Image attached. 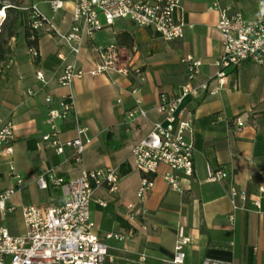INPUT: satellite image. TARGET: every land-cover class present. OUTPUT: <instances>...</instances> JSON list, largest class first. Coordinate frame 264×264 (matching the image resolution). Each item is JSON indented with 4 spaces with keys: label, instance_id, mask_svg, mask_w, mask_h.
<instances>
[{
    "label": "crops",
    "instance_id": "0c3cea01",
    "mask_svg": "<svg viewBox=\"0 0 264 264\" xmlns=\"http://www.w3.org/2000/svg\"><path fill=\"white\" fill-rule=\"evenodd\" d=\"M48 2L35 0L30 5L36 4L61 33L70 31L71 6L65 4L53 13ZM180 2L185 20L192 27L185 29L181 39L169 43L127 21H116L112 27L95 33L76 59L44 31L34 60L22 39L21 45L17 40L11 42L13 54L0 82V128L7 123L14 127L13 155H0V194L6 189L16 191L8 202L13 212L0 211V227L11 236L25 233L23 207L59 205L64 199L62 191L49 182L46 190H40L35 182L38 176L50 174L68 180L78 177L82 170H119L122 166L117 191L97 189L90 206V217L100 237L106 233L133 232L126 243L106 241L108 259L104 264H167L173 259L178 239L190 240L184 247L182 264H201L205 260L264 264V193L260 192L264 188V67L244 62L237 69L226 71V86L216 94L207 93L199 101L188 98L183 102V108L193 115V175L178 192L161 178L166 169L160 167L156 175L146 177L153 180V188L145 200L138 204L136 199L144 176L132 168L130 149L157 121L153 110L159 97L173 98L179 94L186 82L181 62L184 58L201 62L193 81L198 86L213 77L214 63L221 53V37L216 30L218 14L204 0ZM224 5L247 21L257 15L255 0H225ZM20 17L19 27L23 29L25 15L21 12ZM118 22L124 25L116 26ZM122 33L132 38V48L119 46L117 35ZM114 43L134 51L135 64L141 68L144 82L119 77L110 83L103 76H84L73 80L69 87L57 84L69 65L85 71L92 69L96 60L93 47ZM57 53L65 60H59ZM37 72L42 73L46 84L36 80ZM132 85L139 89L134 97L130 95ZM215 87L211 83L210 89ZM67 96H71L74 109L66 119L57 120L55 126L61 141L75 139L79 127L86 129L91 143L79 161L69 149L57 155L41 144V137L50 132L46 124L48 111L60 110L59 104ZM46 97L51 99L49 103ZM134 98L149 111L147 119L127 120L126 113L135 107ZM9 162L22 182L19 187L8 176ZM209 170L222 171L227 177L209 182ZM231 188L237 193L235 211L230 202ZM241 192L246 195L245 201L239 197ZM98 201L106 206H99ZM138 210L144 215L126 220L128 214L135 216Z\"/></svg>",
    "mask_w": 264,
    "mask_h": 264
},
{
    "label": "built area",
    "instance_id": "2783aa9c",
    "mask_svg": "<svg viewBox=\"0 0 264 264\" xmlns=\"http://www.w3.org/2000/svg\"><path fill=\"white\" fill-rule=\"evenodd\" d=\"M204 1L210 10L218 14L216 30L222 46L214 63L216 70L211 79L194 86L193 81L199 74L201 62L186 57L181 61L186 71V82L179 94L173 98L165 95L159 97V103L153 110L158 117L157 121L151 124L145 137L135 142L130 149L134 170L144 176L136 192L138 204L145 200L153 188V180L146 177L156 175L160 167L166 169L161 178L178 192L182 191V184L193 175V115L183 108V102L188 98L199 101L207 93L216 94L226 86V71H233L244 62L264 67V0H255L258 10L251 21L225 6V0ZM48 4L53 13L62 10L65 4L71 6L70 31L61 33L50 19L41 14L37 5L32 4L21 9L25 15L24 28L31 35L29 39L35 40L34 34L40 35L44 31L64 45L75 59L81 54L86 41L104 27H112L116 21H127L138 30L150 31L165 43L181 39L185 29L192 27L185 20L180 0H49ZM92 52L96 60L91 70L85 71L69 65L58 77L57 84L69 87L73 80L84 76H103L110 83L119 77L139 83L145 81L141 68L135 64L134 51L120 48L114 43L106 47H93ZM27 53L33 60L38 57L35 47L28 48ZM57 58L65 60L60 53H57ZM35 78L46 84L42 73L37 72ZM211 83H215L216 87L210 89ZM131 87L130 95L134 97L139 89L133 85ZM28 94L31 96L32 92ZM45 101L49 103L51 99L46 97ZM134 102L135 107L126 113L127 120L135 122L139 118L147 119L149 111L140 100L134 98ZM59 106L60 110H49L47 113L46 124L50 132L41 137V144L57 155H63L69 149L73 158L79 161L91 141L86 138V129L80 127L76 130L75 139H59L55 122L66 119L73 111L71 96L64 97ZM236 124L242 126L238 120ZM13 132L14 127L9 123L0 128V155L4 158L13 155ZM8 176L15 181L16 186L21 185L11 162ZM226 177L222 171L209 170L208 173L209 182H218ZM119 178V170L111 168L82 170L78 177L68 180L50 174L38 176L35 182L40 190H46L49 182L62 191L64 199L59 205L23 207L25 233L22 236L13 237L7 229L0 227V264H104L108 259L106 241L126 243L133 237L131 230L106 233L100 237L90 217L95 191L105 188L109 193L116 192ZM15 192L14 189H6L0 194V211L3 214L13 212L14 208L8 202ZM260 192L264 193V188ZM236 195L235 189L231 188L233 211L238 209L234 202ZM239 197L242 201L246 200L243 192ZM97 203L101 207L106 206L103 202ZM138 215H144V212L138 210L135 216L128 214L126 220L130 222ZM189 242V239H178L173 259L167 264H182L185 258L184 247ZM201 264L225 263L205 260Z\"/></svg>",
    "mask_w": 264,
    "mask_h": 264
},
{
    "label": "trees",
    "instance_id": "16d2710c",
    "mask_svg": "<svg viewBox=\"0 0 264 264\" xmlns=\"http://www.w3.org/2000/svg\"><path fill=\"white\" fill-rule=\"evenodd\" d=\"M26 2L30 3L31 0H0V10H5V18L0 25V82L3 72L13 54L11 44L13 40L15 41L21 36L26 49L31 47L37 48L40 35L34 34L35 40L31 41L29 39L31 36L29 31L26 28L21 29L19 27V14L21 9L30 6H24ZM117 41L119 46H125L127 48H132L133 46L132 38L126 33L117 35ZM121 168H119V172Z\"/></svg>",
    "mask_w": 264,
    "mask_h": 264
},
{
    "label": "rangeland",
    "instance_id": "374dc122",
    "mask_svg": "<svg viewBox=\"0 0 264 264\" xmlns=\"http://www.w3.org/2000/svg\"><path fill=\"white\" fill-rule=\"evenodd\" d=\"M35 0H31V2L29 3V2H26L25 4H24V6H28V5H30L32 2H34ZM22 12V11H21ZM20 12V13H21ZM23 13V12H22ZM24 14V13H23ZM20 19H21V17H20V14H19V22H20ZM101 21L103 22V19L101 18ZM121 25H124L123 23H116V26H121ZM103 33H105V35L107 36L108 35V32H103ZM21 36H19L18 37V39H17V44L18 45H21ZM106 41H108L107 40V38H105L104 39V43H106ZM106 46H108V45H106ZM106 46H104V45H102V47H106ZM136 50H138V47L136 48ZM130 162V164L132 165V163H131V160L129 161ZM133 168V167H132Z\"/></svg>",
    "mask_w": 264,
    "mask_h": 264
},
{
    "label": "bare ground",
    "instance_id": "6f19581e",
    "mask_svg": "<svg viewBox=\"0 0 264 264\" xmlns=\"http://www.w3.org/2000/svg\"><path fill=\"white\" fill-rule=\"evenodd\" d=\"M5 18V10H0V25Z\"/></svg>",
    "mask_w": 264,
    "mask_h": 264
}]
</instances>
